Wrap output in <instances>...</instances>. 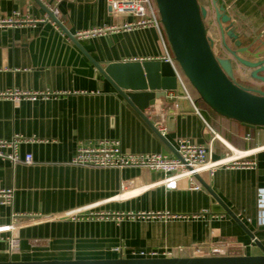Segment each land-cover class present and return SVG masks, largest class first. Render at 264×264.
<instances>
[{
    "label": "crops",
    "instance_id": "1",
    "mask_svg": "<svg viewBox=\"0 0 264 264\" xmlns=\"http://www.w3.org/2000/svg\"><path fill=\"white\" fill-rule=\"evenodd\" d=\"M41 1L98 62L161 59L165 52L163 26L91 32L135 19L113 15L108 0ZM220 4L239 31L264 36V0ZM15 13L20 21L0 24V92L38 98L0 99V138L34 139L20 145L16 164L0 157V190L14 189L11 204L0 198V262L13 254L24 262L142 258L141 251L159 257L254 254L253 239L204 186L192 188L187 179L172 184L146 168L73 162L80 146L113 139L127 153L176 155L35 0H0V17ZM236 79L264 89L238 73ZM191 92L199 112L169 92L147 114L176 148L180 139L212 141V161L230 159L202 176L264 245L258 212L264 129L218 115ZM28 153L30 164L24 162ZM13 222L19 224L16 249L6 229Z\"/></svg>",
    "mask_w": 264,
    "mask_h": 264
},
{
    "label": "water",
    "instance_id": "2",
    "mask_svg": "<svg viewBox=\"0 0 264 264\" xmlns=\"http://www.w3.org/2000/svg\"><path fill=\"white\" fill-rule=\"evenodd\" d=\"M94 63L97 69L152 127L173 153L177 148L159 130L147 110L156 99H166L176 93L180 102L190 101L176 70L162 59L124 60L102 63L96 61L72 35L55 13L41 0H35ZM171 51L177 62V71L218 115L236 120L245 126L264 129V89L239 83L236 74L249 82L264 83V36L239 31L232 16L219 0H212L210 10L199 0H156ZM212 12L222 45L223 56L214 52V39L208 35L205 18ZM191 102V101H190ZM192 103V102H191ZM195 108V106H194ZM196 109V108H195ZM195 178L212 195L217 205L231 215L253 239L257 249L250 255H218L196 257L126 258L93 261L24 262L18 254L0 264H264V245L250 228L213 190L199 174Z\"/></svg>",
    "mask_w": 264,
    "mask_h": 264
},
{
    "label": "built area",
    "instance_id": "3",
    "mask_svg": "<svg viewBox=\"0 0 264 264\" xmlns=\"http://www.w3.org/2000/svg\"><path fill=\"white\" fill-rule=\"evenodd\" d=\"M111 13L116 16L131 15L135 19L123 22L120 25L105 27L93 30V33H105L107 30H132L141 27L154 26L161 30L162 23L156 0H108ZM19 13H15L12 17H0V24L15 23L20 21ZM90 34V32H82L79 36ZM164 54L161 59L169 61L176 70L177 76L186 91V96L194 104V97L191 92V85L188 83L185 75L177 71V62L166 40L163 39ZM190 88H189V86ZM193 89V88H192ZM27 97L32 100L38 98V94L21 93L18 90L0 92V99L4 97ZM195 106V104H194ZM196 111L198 108L195 106ZM199 112V111H198ZM211 128V126H209ZM213 130V128H211ZM23 135H14L11 139L0 138V157L7 159L13 164L20 161V145L23 142L33 141ZM177 151L180 157H169L160 153H127L122 149L119 139L103 140L97 145H82L78 148L73 162L82 165H91L96 167H116L123 169L125 167H140L151 171L161 172L166 175L169 183L177 184L179 180L187 179L192 188L200 189L203 185L195 178V174L202 176L207 172L213 174L216 168L221 165H228L230 159H222L220 161H212L211 154L213 152L212 141L207 144H196L186 139L178 141ZM25 163L33 162V155L28 153L24 159ZM203 177V176H202ZM14 189L0 190V198L4 203L11 204L13 202ZM259 220L264 222V190L259 193L258 198ZM169 215V214H165ZM19 224L13 222L6 229L11 233L9 237L10 247L16 249L19 241L13 236V233ZM142 258L159 257L157 252L141 251Z\"/></svg>",
    "mask_w": 264,
    "mask_h": 264
},
{
    "label": "rangeland",
    "instance_id": "4",
    "mask_svg": "<svg viewBox=\"0 0 264 264\" xmlns=\"http://www.w3.org/2000/svg\"><path fill=\"white\" fill-rule=\"evenodd\" d=\"M199 1L202 5H205L210 10L212 0L211 3L209 2V0H199ZM212 15H213L212 12H210L209 15L205 18V24L208 28V35L212 37L216 43H218V34L216 33L217 32L215 29L216 25H215L214 17ZM219 49L220 47L217 44H215L214 52L216 53V55L221 54Z\"/></svg>",
    "mask_w": 264,
    "mask_h": 264
},
{
    "label": "flooded vegetation",
    "instance_id": "5",
    "mask_svg": "<svg viewBox=\"0 0 264 264\" xmlns=\"http://www.w3.org/2000/svg\"><path fill=\"white\" fill-rule=\"evenodd\" d=\"M216 29V31H217V28H215ZM217 34H218V31L216 32ZM214 42H215V40H214ZM215 44H217L219 47H220V52H221V54H217V56L218 57H221V56H223V54H222V45L220 44V42H219V40H218V43H214V47H215ZM216 54V53H215ZM238 81V80H237ZM239 82V81H238ZM240 83V82H239Z\"/></svg>",
    "mask_w": 264,
    "mask_h": 264
},
{
    "label": "trees",
    "instance_id": "6",
    "mask_svg": "<svg viewBox=\"0 0 264 264\" xmlns=\"http://www.w3.org/2000/svg\"><path fill=\"white\" fill-rule=\"evenodd\" d=\"M200 101H202V100H200ZM204 101H202V103H203ZM204 105L206 104L205 102L203 103ZM206 106H208L207 104H206ZM208 108L209 109H211L209 106H208ZM212 110V109H211ZM213 111V110H212ZM214 112V111H213Z\"/></svg>",
    "mask_w": 264,
    "mask_h": 264
}]
</instances>
